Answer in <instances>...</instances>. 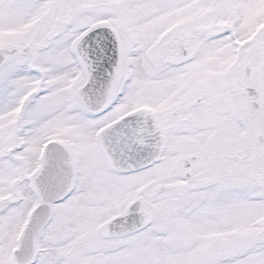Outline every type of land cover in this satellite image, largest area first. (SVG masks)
I'll use <instances>...</instances> for the list:
<instances>
[{"label": "snow or ice", "instance_id": "1", "mask_svg": "<svg viewBox=\"0 0 264 264\" xmlns=\"http://www.w3.org/2000/svg\"><path fill=\"white\" fill-rule=\"evenodd\" d=\"M0 264H264V0H0Z\"/></svg>", "mask_w": 264, "mask_h": 264}]
</instances>
